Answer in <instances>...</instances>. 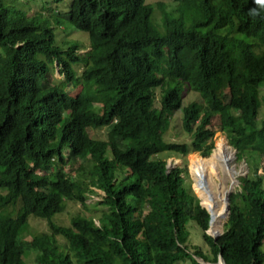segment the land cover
<instances>
[{
  "label": "trees",
  "instance_id": "trees-1",
  "mask_svg": "<svg viewBox=\"0 0 264 264\" xmlns=\"http://www.w3.org/2000/svg\"><path fill=\"white\" fill-rule=\"evenodd\" d=\"M29 1L0 0V264H24L29 249L34 264H264V7L160 0L155 20L149 0H65L62 12V0ZM59 27L83 31L88 51L59 43ZM177 111L187 142L163 137ZM101 127L105 139L89 136ZM215 129L247 170L213 237L186 165L166 156H206ZM94 190L92 216L57 222ZM38 218L47 229L23 239Z\"/></svg>",
  "mask_w": 264,
  "mask_h": 264
},
{
  "label": "rangeland",
  "instance_id": "rangeland-1",
  "mask_svg": "<svg viewBox=\"0 0 264 264\" xmlns=\"http://www.w3.org/2000/svg\"><path fill=\"white\" fill-rule=\"evenodd\" d=\"M26 4L29 8H33L36 5V1H29L25 0ZM157 1L160 0H149V2L154 7L153 13L155 20L159 19L160 12L157 6ZM164 1V0H163ZM52 7H55L56 12H62L65 10L66 2L65 0L60 1L58 4H51ZM55 33V39L61 43L63 40L67 41H76V43L79 46V49L77 53L80 55H84L85 52L88 51V39L83 33V31L75 29L74 27L65 28V27H59L56 28L54 31ZM52 76L55 79L60 78L58 69L53 64L50 65ZM78 90V88H72L71 93H74ZM160 90L159 88H154V105H158V99ZM198 95L195 92L192 91H186L184 93V101L188 102L191 100H197ZM180 114L177 111L172 117H171V126H175L174 128H168L166 132L164 133L163 137L165 140L168 141H175V142H187L189 140V135L185 132H181L178 129V125L180 124ZM107 127H101L99 129H93L94 131L90 132L91 138L96 139H105V133H106ZM89 134V133H88ZM215 153V159L220 161V167L221 169H217L213 172H207L205 171L201 166L202 160L210 159L213 154ZM234 149L227 143V139L223 132H221L219 129H215L213 136H212V149L206 156H202L197 151H191L187 153L184 156H174V155H168L166 156V167L172 168L175 166H182L186 165V181L189 183V187L195 194V196L198 198L199 204L204 205L205 207L208 205L211 207V212L216 209L217 217L220 218L219 222H215V226L212 230V234L210 231V235H217L222 231L223 228V222L226 220L223 216L224 212V196L228 194V209H229V195L237 191L238 185H240L238 177L243 175L245 171L247 170V166L244 163L243 160H236L234 155ZM223 157L225 158V161L223 160ZM224 163V164H223ZM201 172V173H197ZM228 185V186H227ZM227 187L225 190H222L223 187ZM101 192L98 190H94V193H90L88 198L85 200V204H87L88 209H84L80 206L79 203H75L72 201H68L67 205L65 206V213L62 215V218L59 217L58 223H62L63 225H67L69 223V220L71 218V214L77 210L80 212L86 213V216H92L91 212L93 211V207H91V204L95 203L97 200L100 199ZM202 203V204H201ZM207 203V205H206ZM202 205V206H203ZM203 206V207H204ZM95 207H98V205H95ZM204 207V208H205ZM207 208V207H206ZM205 208V209H206ZM57 214V213H56ZM55 214V215H56ZM225 214V213H224ZM54 215V216H55ZM52 217V220L54 218ZM227 216V214H226ZM30 217V216H29ZM28 221V218H27ZM96 223V220H94ZM46 226V228H45ZM47 229V224L45 220L38 218L34 219L31 223L30 228H26L22 231V237L23 239L27 240L28 237H31V232L37 231L42 232ZM190 240L198 244L199 241H202L200 236V231L195 227L192 226L190 230ZM57 238H61L60 235H57L55 237L56 241ZM204 244V243H203ZM199 245V247H202V249H206L205 245ZM261 249L264 251V241L261 243ZM29 252L26 255V258H24L23 255V261L24 264H34V258L36 254V251L33 249H29ZM210 257V254H208ZM194 259L199 262L200 264H218L217 259L214 261H203L202 259L198 257H194ZM72 264H78L73 257H71ZM176 264H187V263H176Z\"/></svg>",
  "mask_w": 264,
  "mask_h": 264
},
{
  "label": "bare ground",
  "instance_id": "bare-ground-1",
  "mask_svg": "<svg viewBox=\"0 0 264 264\" xmlns=\"http://www.w3.org/2000/svg\"><path fill=\"white\" fill-rule=\"evenodd\" d=\"M215 153L213 154V156L211 157V159L213 160V161H215V163L217 164V168L216 169H214V170H212V171H207V172H213V171H216L217 169H221L222 167H220V161H218V160H216L215 159ZM223 160L225 161V158L223 157ZM203 161V160H202ZM202 161L200 162L201 163V166H202ZM224 164V163H223ZM202 168L205 170V168L202 166ZM206 171V170H205ZM197 173H201V172H197ZM228 186V185H227ZM227 187L225 186V187H223L222 188V190H225ZM202 204V203H201ZM203 205V204H202ZM206 205H207V203H206ZM204 206V205H203ZM205 207V206H204ZM207 207L209 208H206L207 209V211L210 213V215H211V219H210V221H209V224H210V222H212L211 223V226L209 227V229H208V233H210V231H211V234H212V230H213V228H214V226H215V222L214 221H216V222H219L220 221V218L219 217H217V212H216V209L213 211V213L211 212V207L210 206H208L207 205ZM211 209V210H210ZM217 263L218 264H222L223 262L221 261V260H219V261H217Z\"/></svg>",
  "mask_w": 264,
  "mask_h": 264
},
{
  "label": "water",
  "instance_id": "water-1",
  "mask_svg": "<svg viewBox=\"0 0 264 264\" xmlns=\"http://www.w3.org/2000/svg\"><path fill=\"white\" fill-rule=\"evenodd\" d=\"M223 201H224V212H223V216L225 217V219L227 218V216H226V214L228 215V194H226L225 196H224V199H223ZM206 211H207V209H206ZM225 213V214H224ZM207 214H208V216H209V219H208V222L210 221V219H211V215H210V213L207 211ZM211 236H213V237H216L217 235H211ZM219 260H221L222 262H223V260H222V258H221V256H220V254H218L217 255V261H219ZM223 264H225L224 262H223Z\"/></svg>",
  "mask_w": 264,
  "mask_h": 264
},
{
  "label": "clouds",
  "instance_id": "clouds-1",
  "mask_svg": "<svg viewBox=\"0 0 264 264\" xmlns=\"http://www.w3.org/2000/svg\"><path fill=\"white\" fill-rule=\"evenodd\" d=\"M254 2L257 4V5H260V6H262V7H264V0H254ZM252 14L253 15H257L258 13L255 11V10H253V12H252ZM55 67H56V62H55ZM57 68V67H56ZM234 152H235V150H234ZM98 191H100V190H98ZM101 192V191H100ZM202 206V205H201ZM208 235H210L208 232H207V229H206V231H205ZM218 235V234H217Z\"/></svg>",
  "mask_w": 264,
  "mask_h": 264
}]
</instances>
